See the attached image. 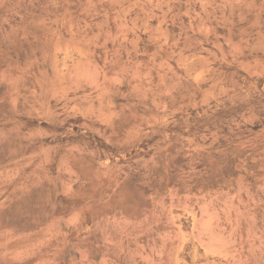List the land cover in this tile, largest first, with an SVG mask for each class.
<instances>
[{
	"label": "rangeland",
	"instance_id": "374dc122",
	"mask_svg": "<svg viewBox=\"0 0 264 264\" xmlns=\"http://www.w3.org/2000/svg\"><path fill=\"white\" fill-rule=\"evenodd\" d=\"M0 264H264V0H0Z\"/></svg>",
	"mask_w": 264,
	"mask_h": 264
}]
</instances>
